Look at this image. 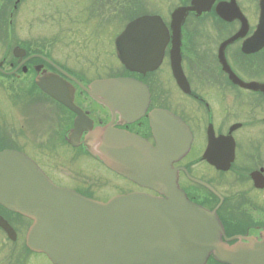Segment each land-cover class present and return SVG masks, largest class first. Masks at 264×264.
Listing matches in <instances>:
<instances>
[{
	"label": "flooded vegetation",
	"instance_id": "1",
	"mask_svg": "<svg viewBox=\"0 0 264 264\" xmlns=\"http://www.w3.org/2000/svg\"><path fill=\"white\" fill-rule=\"evenodd\" d=\"M23 1L0 0V151L15 150L26 155L55 185L94 200L106 202L116 195L133 192L162 196L110 170L90 155L85 146L86 131L76 134L73 143L70 142L77 114L37 85L38 77L56 73L74 87L73 103L85 122L92 123L93 127L111 124L156 146L159 139L152 127V115L162 113L163 125L167 124L166 116L178 120L182 124L178 130L184 128L188 134V149L172 161L179 187L191 202L216 213L225 238L254 237L261 241L264 232V46L250 53L243 51L258 23L260 0H235L247 19L248 28L229 44L224 43L236 36L242 25L239 19L227 21L217 15V3L229 0H214L209 10L200 14L189 12L180 30V63L171 62L170 13L168 18L162 17L169 31L163 58L144 72L126 69L117 58L115 40L133 19L132 14L120 30L111 32L110 41L107 39L124 13L117 11L113 1L41 0L52 16L56 12V27L65 33L64 39L59 40L65 43L63 61L56 59L50 50L42 49L39 39L32 41H37L36 45L22 41L15 10ZM187 1L179 0L176 5L188 6L190 0ZM72 2L79 3V13H71ZM6 4L10 12L6 11ZM16 48L24 50V54L15 52ZM59 63H104L101 66L104 68L80 67L72 71ZM108 78H130L147 87L148 104L138 118L126 120L79 86L87 87L97 79ZM55 110L61 114L57 116ZM56 127L59 139L55 141ZM44 135L40 141L39 136ZM56 143L65 146V161L73 167L78 168V164L86 161L95 171L79 179L66 176L68 182L65 176L60 180L50 158ZM118 180L121 187L109 193L111 184L116 185ZM34 223L33 219L0 203V264H55L46 254L27 247V232ZM5 224L11 229L7 231ZM207 264L220 263L210 257Z\"/></svg>",
	"mask_w": 264,
	"mask_h": 264
},
{
	"label": "water",
	"instance_id": "2",
	"mask_svg": "<svg viewBox=\"0 0 264 264\" xmlns=\"http://www.w3.org/2000/svg\"><path fill=\"white\" fill-rule=\"evenodd\" d=\"M212 2L192 0L191 6L173 11L172 63H180L179 34L184 18L189 11L209 9ZM216 11L227 20L240 18L235 0L219 3ZM246 27L243 20L240 33ZM167 38L160 17H138L117 38L118 57L126 68L144 72L160 63ZM248 43L245 52L252 51L250 45L256 46L254 50L264 45V0ZM38 83L79 112L72 102L74 90L56 75L48 83L45 79ZM87 92L128 120L137 118L148 102L147 88L128 79L96 81ZM162 115L155 113L151 120L159 139L156 147L112 125L92 130L79 122L82 115L70 141L87 129L85 146L90 154L135 183L162 193L163 198L133 193L107 203L94 201L55 186L23 154L0 152V203L35 220L27 246L47 254L55 264H205L211 254L223 264H264V232L261 241L252 237L228 244L222 239L224 230L215 212L190 202L180 190L172 161L188 149V134L184 128L178 130L181 123L171 116H166L163 125Z\"/></svg>",
	"mask_w": 264,
	"mask_h": 264
},
{
	"label": "rangeland",
	"instance_id": "3",
	"mask_svg": "<svg viewBox=\"0 0 264 264\" xmlns=\"http://www.w3.org/2000/svg\"><path fill=\"white\" fill-rule=\"evenodd\" d=\"M113 1L112 5L116 6V9L119 13H122L121 18H118L117 26H113V30H110L107 34V39L109 41L111 39V32L118 31L121 29L123 24L129 19L130 14H137L139 12H158L162 17L168 18L169 13L174 9L176 4H178L179 0H111ZM116 1V3H115ZM41 0H24L21 4L18 5V8L15 10V21L18 22L20 30H21V38L25 43H32L33 45L37 44V41H40V47L42 49L50 50L56 59L62 60L64 58L63 52H65V43L59 40H63L65 37L64 32H59L56 25V12L51 15V11L46 4L41 3ZM48 2V1H44ZM49 3V2H48ZM134 4V7L133 5ZM137 6V7H135ZM6 11L10 10V6L8 4L5 5ZM65 9V5L63 6ZM71 13L77 14L80 11L79 3L72 2L70 3ZM10 12V11H9ZM14 19V18H13ZM13 27V25H12ZM109 28V27H108ZM77 30H80L79 28ZM39 39V40H37ZM33 40H37L32 42ZM53 40L51 44L50 41ZM101 51V55L103 54ZM65 54V53H64ZM75 53H72L71 57L74 58ZM86 55V52L83 54ZM82 55V56H83ZM78 56H75V59ZM71 60V59H69ZM63 61V60H62ZM65 61V60H64ZM60 65H64L65 67L75 71V69H80V67H84L85 69L91 67H99V69H103L101 67L104 63H59ZM106 72V71H105ZM101 75L104 72H100ZM55 114L59 116L61 113L58 110H55ZM55 141L59 139V130L54 128L53 130ZM45 135L40 137L39 140L43 141ZM51 158V166L57 172V176L60 180L65 176V182H68L67 177H71L73 179H79L81 177H85L89 172H94L95 168L93 166H88L87 162L84 161V157H81V160L84 162L78 164V168H75L69 163L65 161V146L56 143L53 147V153ZM84 158V159H83ZM79 160V159H78ZM87 160V159H86ZM82 174V175H77ZM67 176V177H66ZM93 176V175H92ZM95 177V176H94ZM96 181L98 185H100L101 181L96 177ZM109 183V182H108ZM111 184V183H109ZM101 187H104L103 183ZM121 187V183L118 180L116 185L111 184V188L109 189V193L115 192V189H119ZM8 251V247L6 248V253Z\"/></svg>",
	"mask_w": 264,
	"mask_h": 264
}]
</instances>
